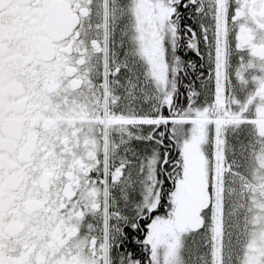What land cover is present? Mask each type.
<instances>
[{
	"label": "snow or ice",
	"instance_id": "snow-or-ice-1",
	"mask_svg": "<svg viewBox=\"0 0 264 264\" xmlns=\"http://www.w3.org/2000/svg\"><path fill=\"white\" fill-rule=\"evenodd\" d=\"M0 264H264V0H0Z\"/></svg>",
	"mask_w": 264,
	"mask_h": 264
}]
</instances>
